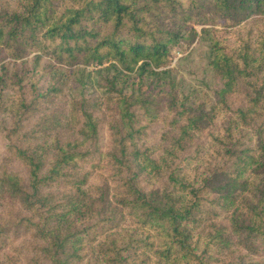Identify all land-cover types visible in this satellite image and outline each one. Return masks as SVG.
<instances>
[{"label":"trees","instance_id":"trees-1","mask_svg":"<svg viewBox=\"0 0 264 264\" xmlns=\"http://www.w3.org/2000/svg\"><path fill=\"white\" fill-rule=\"evenodd\" d=\"M0 115V264H264V0H0Z\"/></svg>","mask_w":264,"mask_h":264},{"label":"rangeland","instance_id":"rangeland-1","mask_svg":"<svg viewBox=\"0 0 264 264\" xmlns=\"http://www.w3.org/2000/svg\"><path fill=\"white\" fill-rule=\"evenodd\" d=\"M235 27H226V29H233ZM216 28L221 29L223 27L217 26ZM197 30L198 36L192 45L185 52L174 53L169 64L170 72L164 77L161 76V79L172 80L178 92L187 94L193 101L203 102L208 107L214 100V89L219 85V80L214 76L209 64L212 55L209 37L201 31L200 26L197 27ZM86 69L90 70L91 67ZM66 91L68 94L74 96L81 92H85L86 94L92 93L91 89L84 91L73 86L66 87ZM95 92L99 91L95 90ZM5 120H7V115H0V156L4 153L7 145L3 133V123ZM8 123L9 120L6 121L5 126Z\"/></svg>","mask_w":264,"mask_h":264}]
</instances>
